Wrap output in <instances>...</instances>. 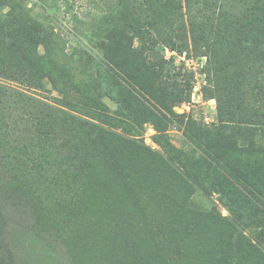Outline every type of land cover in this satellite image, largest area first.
I'll return each mask as SVG.
<instances>
[{"label":"trees","instance_id":"trees-1","mask_svg":"<svg viewBox=\"0 0 264 264\" xmlns=\"http://www.w3.org/2000/svg\"><path fill=\"white\" fill-rule=\"evenodd\" d=\"M182 1L91 0L87 29L103 38L95 42L96 88L77 75L53 30L31 20L24 0H0V10L10 4L16 10L0 14V77L35 91L48 80L81 114L51 113L19 92L2 91L0 199L23 221L8 226L0 219V264H85L107 242L117 243L131 264H139L143 247L158 264H264V158L236 147L226 155L193 147L189 138L187 150L173 147L176 155L164 159L142 139L143 125L151 124L167 154L166 132L178 117L172 108L189 99L179 73L171 76L156 57L159 44L178 54L188 48L184 16L193 49L200 41L210 46L205 56L216 59L213 69L241 29L257 30L264 40V0ZM5 36L19 44L17 52ZM171 78L176 93L166 99L159 89ZM11 98L12 106L5 105ZM103 184L114 185L116 197L92 202L90 191ZM29 192L53 207L34 206ZM213 194L228 216L211 203Z\"/></svg>","mask_w":264,"mask_h":264},{"label":"rangeland","instance_id":"rangeland-1","mask_svg":"<svg viewBox=\"0 0 264 264\" xmlns=\"http://www.w3.org/2000/svg\"><path fill=\"white\" fill-rule=\"evenodd\" d=\"M24 4L33 22L53 30L68 54L71 64L76 67L77 75L84 79V83L88 86L101 88V84H98L96 79L97 59L99 60L101 56L96 50L95 42L98 43L103 38L97 30H91L89 33L86 25L88 20L84 18L85 13L94 11L91 0H24ZM11 5L0 10V14L16 11ZM182 12L186 15L184 8ZM184 20L188 48L182 54H178L159 44L156 57L165 63L164 68H168L171 76H174L175 72L179 73V75L176 74L178 76L176 81L181 85V90L188 92L189 99L187 102L174 104L172 108L178 117L171 118L173 123L166 132L172 146H166L168 153L165 154L163 149L156 144L154 139L156 131L148 123L143 125L142 130L144 144L151 150L160 153L164 159H172V156L176 155L173 147L187 150L191 144L189 138H192L191 145L193 147L196 144L206 145L215 152L222 150L225 155L227 151L236 147L248 150L247 153L252 157L264 158V40L260 36V32L254 29H241L235 40L229 45L232 51L227 49V51L219 52L218 64L215 65L217 68L213 69L216 59L212 63L210 60L207 61L205 56L206 49L208 50L210 46L205 41H200L195 45L194 50V45L190 41V27L186 22V16H184ZM173 24L176 25V21H173ZM161 32H165V30L161 29ZM77 40L82 42V47L74 45L73 42ZM4 42L13 52L19 50V44L15 40L5 36ZM132 44L134 48L138 47L136 40ZM97 46L99 45L97 44ZM35 53L42 54L40 46L35 49ZM119 61L125 65L123 59ZM58 79L59 82L62 81V76L59 75ZM171 80L172 78L170 81L162 82L159 89V93L166 99H171L172 93H176L174 87L170 86ZM43 82L44 89L35 91L0 77V97L3 90L19 92L32 98L35 103L51 113L64 112L81 116L80 113H77V107L72 100L62 97L61 94L53 90L48 80ZM189 84L191 88L187 90ZM259 91L261 94L260 97H257ZM5 100V105L12 106V98ZM103 101L110 110L115 109L114 103L108 96L104 95ZM151 102L148 104L149 106H153L154 103ZM158 112L159 108L156 107L155 113ZM82 117L86 119L83 115ZM120 131L124 133L122 130H117L116 133H120ZM206 177V180L211 181L210 175ZM99 189L98 191L94 187L90 191L92 202L103 204L112 201L111 196L116 197L113 192L116 190L114 185L103 184ZM7 192L14 197L16 190L8 187ZM83 193H86V190ZM192 194L191 192V196ZM28 196L34 206L46 209L53 207L49 203L50 199H40L39 195L34 192H29ZM216 197L217 194L211 196V203L215 204L221 216H228V212ZM4 206L0 199V219L8 222V226L23 221L21 215L12 214L15 212L4 209ZM242 222H245V218L242 219ZM248 235L249 237L253 236V234ZM7 238L10 240L9 232ZM197 242V245H203L205 239H200ZM19 244L21 243L19 242ZM180 244L182 246V243ZM12 246L15 247L14 244ZM260 246L262 248V245ZM116 247L117 243L114 242L101 244L98 249L93 250V256L82 262L85 264H131L132 262L128 261L125 251L116 249ZM12 249L15 251V248ZM150 254H152V258H149ZM139 255L140 257L137 259L139 264H158V258L144 247ZM77 262V260L74 261V263Z\"/></svg>","mask_w":264,"mask_h":264}]
</instances>
